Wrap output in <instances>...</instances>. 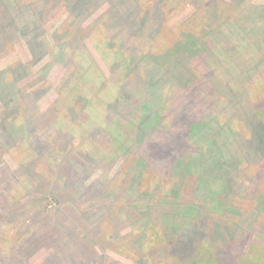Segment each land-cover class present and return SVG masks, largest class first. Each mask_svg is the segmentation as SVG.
I'll return each mask as SVG.
<instances>
[{
  "label": "rangeland",
  "instance_id": "1",
  "mask_svg": "<svg viewBox=\"0 0 264 264\" xmlns=\"http://www.w3.org/2000/svg\"><path fill=\"white\" fill-rule=\"evenodd\" d=\"M155 1L43 0L0 36V116L43 110L20 148L0 117V264H264V0H161L162 35Z\"/></svg>",
  "mask_w": 264,
  "mask_h": 264
},
{
  "label": "trees",
  "instance_id": "2",
  "mask_svg": "<svg viewBox=\"0 0 264 264\" xmlns=\"http://www.w3.org/2000/svg\"><path fill=\"white\" fill-rule=\"evenodd\" d=\"M41 1H43V0H29V1L21 0V2L18 3L17 1L14 2V0H12L10 2V4H7L6 2L1 0L0 5H2L3 8L2 7L0 8V36L3 37V36L10 35L11 39H13V38L16 37V35L18 33L21 34L22 33V29H24L23 25H22V22L24 21V17L21 14H19V13L25 7L26 8H31V9L34 8L33 10H35V11L38 10V11L41 12L43 10V5L40 4ZM46 1H48V0H46ZM164 1H166V0H162V2H164ZM77 2L80 3V2H82V0H76V3ZM138 2H137V4H138ZM151 5H152L151 8H154V10H156L155 16H153L154 18H153V22H152L154 24L153 25L154 29L152 28L153 34L160 33V35H162V30H164V28H163L162 24H159L160 23L159 21L161 20V18L163 16V12H164L162 10V5L163 4L161 3V0H156L154 3H151ZM221 5H224V4L221 3ZM136 7L140 8L139 4L136 5ZM217 7H218V2L217 1L215 2L214 5H211V8H209V6H206V10H207V12H208V14L210 16L209 19L214 20V17L218 16ZM40 14H42V13H40ZM208 22H209V20H208ZM213 22H215V21H212V23H209L207 25L206 32L209 30V28L214 26ZM177 27H180V29H184L182 24L177 26ZM233 27L236 28V26H233ZM129 33H128L129 35H134L135 31H129ZM124 35H126V34H124ZM140 37L142 39L153 38L150 35H144V36H140ZM186 37L187 36L178 39L176 41V43H175L173 48L172 47H169V48L166 47V49L161 50L159 54H165L167 51L173 50L174 52H178V53L182 51L188 57L192 56L193 54L196 53L197 50H194V51H191V49L184 50V48L186 47V41L184 39ZM197 37L201 38L200 36H197ZM198 43H199L200 46H203V41H198ZM0 44H2V48H4V46H6V41H0ZM87 52H88V50H87ZM195 56L192 58L191 61H189V64L191 63V68L190 69L194 73V76H193V78L191 80H190L189 77H186V79L183 78L182 83H181V86H183V89H182V92L178 93L179 95L182 94V93H186V91L189 90L190 86L196 85V84L193 83V84L188 85V87H186V85H184L186 82H190L192 80L200 79V77H203L204 75H206L205 71H206V68L208 66L206 65V63H204L205 61H203V58L201 59L200 56L195 58ZM183 63L185 65H187L186 62H183ZM135 69H137V68H135ZM132 70H134V68L131 69L130 72H133ZM181 70H186V69L184 67ZM3 74H4V71H2V73L0 72V76L3 75ZM179 77H180V75H177L175 73L171 74L169 79H168V85L167 86L171 85L172 80L178 81ZM178 82H180V81H178ZM0 88H2V89H0V96L3 97V98L6 97L8 99V91L9 90L7 88V85H5V82L2 79L0 81ZM65 90H66V88H65ZM62 94H63V91L60 90V99H61ZM165 94L167 95L166 91H165ZM31 95H32V93H26L25 91H22L19 88L17 93H15V96L12 99H9V100L15 101L17 105L15 106V105H12L11 103L8 102V107L5 109V111H3L2 115L0 116L2 125L3 126H8V127H10V125H12V127H11L12 130H13V127L15 125L19 124L17 127L15 126V130L17 132L18 131L22 132L24 135L21 136V139L17 143L18 148L22 147L23 145H25L27 143H30V139H29L30 136H29V133L27 131L28 127H31V126H34V125L38 124L36 120L34 121V118H37L36 115L43 111L35 103L34 100L30 99L29 96H31ZM191 95H192V93H190V96ZM197 96L198 95L194 96V98L197 97ZM56 101H58V100H56ZM77 101H81L82 102V99L77 100ZM164 104L165 103H162V106H164ZM15 110H18V112H16V114L15 113L12 114V112L15 111ZM20 112H23L24 114H22V115H25V117L22 118L21 121H18V117L22 116V115H19ZM156 122L157 121H155V120H151L149 122V124H148L149 129H152L156 125ZM261 130H264V127ZM149 131H150L149 132L150 136H152L153 130H149ZM257 133H258V131H257ZM258 136H259V141H258L259 145H258V147H259L260 150L263 149L262 151H264V131L263 132H259ZM20 165H22V162L20 163ZM4 178H6V177H4ZM4 178L3 179L0 178V190H1V188H3V184L5 185ZM81 188H83V190H84V186L83 185H82ZM79 190L80 189L78 188V191ZM26 192H27V190L22 191L20 196H24L26 194ZM57 201H58V199L56 200V202ZM58 203H59V201H58ZM58 203H56V204H58ZM66 239L69 240V242H70L69 238H66ZM201 259H199L198 264H200V262L202 261ZM67 260H68L69 264H79L78 262L74 261L72 258H69ZM214 261H216V258L213 260V262ZM205 264H206V262H205Z\"/></svg>",
  "mask_w": 264,
  "mask_h": 264
}]
</instances>
